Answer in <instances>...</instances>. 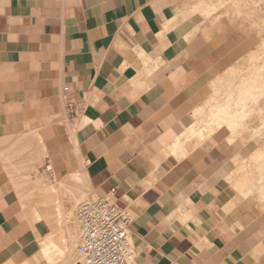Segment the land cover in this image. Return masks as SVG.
<instances>
[{
  "label": "crops",
  "instance_id": "crops-1",
  "mask_svg": "<svg viewBox=\"0 0 264 264\" xmlns=\"http://www.w3.org/2000/svg\"><path fill=\"white\" fill-rule=\"evenodd\" d=\"M208 1L0 0V264H75V248L48 261L50 210L35 221L8 184L31 150L55 181L81 172L91 197L128 208L130 264H264V212L231 172L243 147L183 136L253 47L212 25Z\"/></svg>",
  "mask_w": 264,
  "mask_h": 264
},
{
  "label": "rangeland",
  "instance_id": "rangeland-1",
  "mask_svg": "<svg viewBox=\"0 0 264 264\" xmlns=\"http://www.w3.org/2000/svg\"><path fill=\"white\" fill-rule=\"evenodd\" d=\"M201 13L209 17L212 25L217 26L219 31L228 34L238 31L252 37L253 47L236 66L217 80L204 109L196 111L195 124L201 131L200 135L184 137L186 141L196 143L211 138L239 143L244 152L243 155L238 153L233 161L232 175L240 194L252 200L264 212V0H209ZM226 27L229 28L228 31L225 30ZM29 141L30 148L35 146L39 149L38 139ZM32 152L33 150L27 153L29 160L11 163L12 171L7 170V174L13 176L9 177L8 184L17 192L23 209L33 213L35 221L36 210L40 211L39 206H46L50 210L51 217L55 220L54 228L59 229L60 242L57 243L48 236L43 249L49 247V254L45 256L50 263H54L55 259L64 261L67 253L74 251L77 241V207L91 195L81 172L75 173L78 180L74 175H69L72 186L55 181L56 178L41 172L44 161L33 160ZM62 183L66 186L62 187ZM66 187L77 197L73 198ZM45 196L55 199L60 196L67 205L66 208H73L67 209L72 215L65 209L61 219L55 209L54 198L48 201ZM66 213L71 219L66 218ZM61 247L68 249L66 255L61 253Z\"/></svg>",
  "mask_w": 264,
  "mask_h": 264
},
{
  "label": "built area",
  "instance_id": "built-area-1",
  "mask_svg": "<svg viewBox=\"0 0 264 264\" xmlns=\"http://www.w3.org/2000/svg\"><path fill=\"white\" fill-rule=\"evenodd\" d=\"M62 98L66 122L75 114L70 87L64 86ZM43 173L52 178V167L46 163ZM77 244L75 264H130L134 246L130 237L131 216L128 208L108 197H88L75 214Z\"/></svg>",
  "mask_w": 264,
  "mask_h": 264
},
{
  "label": "bare ground",
  "instance_id": "bare-ground-1",
  "mask_svg": "<svg viewBox=\"0 0 264 264\" xmlns=\"http://www.w3.org/2000/svg\"><path fill=\"white\" fill-rule=\"evenodd\" d=\"M255 64V63H254ZM261 68V67H260ZM257 71H258V67H257ZM200 133H201V131H200V129L199 128H197V124H192L191 126H190V128H189V130L186 132V133H184L183 134V136H185V135H187V136H189V137H194V136H199L200 135ZM210 135H205V137H209ZM182 145V140L181 139H178L177 141H176V143L174 144V146H173V148L176 150L177 148H179L180 146ZM255 158V157H254ZM73 174V173H72ZM74 177H76V180H78L77 179V175H75L74 174ZM255 180V179H254ZM63 185L64 186H66L64 183H62V187H63ZM52 187H55V185L54 184H52ZM67 188V187H66ZM54 189H56V187L54 188ZM67 190H68V192L69 193H71V194H73V198L74 197H77L76 195H74V193L71 191V190H69L68 188H67ZM58 191V190H57ZM55 193H56V190H55ZM57 194V193H56ZM61 195V194H60ZM53 196V195H52ZM52 196L50 197V196H45V197H48V198H46L48 201H50V200H52L53 198H52ZM50 198V199H49ZM76 199V198H75ZM54 200L56 201L54 204H55V209H56V211H58V214H59V216H60V218L62 219L63 218V216H64V212H68V210L69 209H71L70 207L69 208H66V204H64V202L60 199V196L59 197H56V199L54 198ZM73 200V199H72ZM69 206V205H68ZM65 209H66V211H65ZM68 209V210H67ZM73 209V208H72ZM71 209V210H72ZM36 213H37V219H39V218H41V216H42V213H41V211H38V210H36ZM68 213H71V212H68ZM67 214V213H66ZM68 215V214H67ZM70 215H72V213L70 214ZM70 215H68V216H66V218H70ZM65 218V219H66ZM71 219V218H70ZM66 237V236H65ZM67 244V243H66ZM66 247V246H65ZM61 249V253L63 254V255H66V251H68V249L66 250L65 248H60ZM70 250V249H69ZM43 251H44V254H46V255H48L49 254V247H47V248H44L43 249ZM69 253V252H68Z\"/></svg>",
  "mask_w": 264,
  "mask_h": 264
}]
</instances>
